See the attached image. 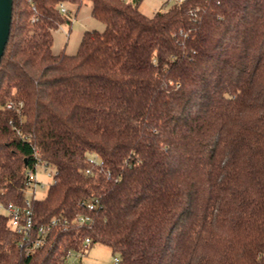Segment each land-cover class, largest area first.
<instances>
[{
    "label": "trees",
    "instance_id": "obj_1",
    "mask_svg": "<svg viewBox=\"0 0 264 264\" xmlns=\"http://www.w3.org/2000/svg\"><path fill=\"white\" fill-rule=\"evenodd\" d=\"M85 1L103 32L54 55L60 5ZM142 1L13 0L0 205L24 206L28 174L52 167L29 201L32 238L60 224L28 254L0 215V264H65L85 239L117 264H264V0H185L152 16Z\"/></svg>",
    "mask_w": 264,
    "mask_h": 264
},
{
    "label": "rangeland",
    "instance_id": "obj_2",
    "mask_svg": "<svg viewBox=\"0 0 264 264\" xmlns=\"http://www.w3.org/2000/svg\"><path fill=\"white\" fill-rule=\"evenodd\" d=\"M174 0H143L140 10L145 15H150L159 9H165L174 4ZM66 19L59 28L53 32L52 53L59 55L65 53L72 56L76 54L84 32H103L104 25L91 16V3L85 1L81 6L64 4ZM55 170L52 167L39 164L36 166L32 183L25 191L27 201L41 199L45 196L48 186L52 183V175ZM34 188V189H33ZM114 258L110 248L101 244H95L81 255L71 253L65 260V264H114Z\"/></svg>",
    "mask_w": 264,
    "mask_h": 264
},
{
    "label": "built area",
    "instance_id": "obj_3",
    "mask_svg": "<svg viewBox=\"0 0 264 264\" xmlns=\"http://www.w3.org/2000/svg\"><path fill=\"white\" fill-rule=\"evenodd\" d=\"M185 0H174L175 3L181 4ZM60 12L62 14H66V9L64 8V4L60 5ZM99 158L96 157L95 159H91L90 163L96 165L98 163ZM90 173L89 170L85 171V175H88ZM29 176V187L32 183L35 182L34 173L30 172L28 174ZM34 189V188H33ZM88 211H92L94 209L93 205L88 204L87 205ZM0 215H5L8 218V226L9 228L15 232L17 235L21 236V242L20 246H22L24 243L30 242V249H28L27 253H30V250L37 249L42 247L46 241H47V235L50 232L51 228L57 226L60 224L59 219H52L49 224L45 226H40L36 232V237H33V223H32V213L30 210V203L26 200L24 206H20L17 204L9 203L6 205H0ZM73 223L77 225H82L84 223H88L89 219L88 217L83 216H76L73 220ZM63 224L67 223V220L62 221ZM89 239L84 240V244L82 247V250H87L89 246ZM79 255L83 254L82 252L78 253ZM70 255V254H69ZM118 263V259L114 258V264Z\"/></svg>",
    "mask_w": 264,
    "mask_h": 264
},
{
    "label": "water",
    "instance_id": "obj_4",
    "mask_svg": "<svg viewBox=\"0 0 264 264\" xmlns=\"http://www.w3.org/2000/svg\"><path fill=\"white\" fill-rule=\"evenodd\" d=\"M13 0H0V62L9 38Z\"/></svg>",
    "mask_w": 264,
    "mask_h": 264
},
{
    "label": "crops",
    "instance_id": "obj_5",
    "mask_svg": "<svg viewBox=\"0 0 264 264\" xmlns=\"http://www.w3.org/2000/svg\"><path fill=\"white\" fill-rule=\"evenodd\" d=\"M140 7H141V4H140V6H139V10H140ZM141 11V10H140ZM158 11H161V9H159ZM158 11H156V12H158ZM142 12V11H141ZM156 12H153L152 14H150L149 16H152L154 13H156ZM143 13V12H142ZM144 14V13H143ZM148 16V15H147Z\"/></svg>",
    "mask_w": 264,
    "mask_h": 264
}]
</instances>
